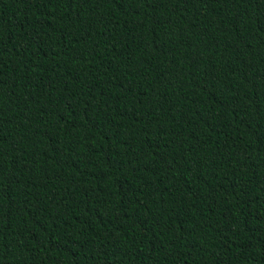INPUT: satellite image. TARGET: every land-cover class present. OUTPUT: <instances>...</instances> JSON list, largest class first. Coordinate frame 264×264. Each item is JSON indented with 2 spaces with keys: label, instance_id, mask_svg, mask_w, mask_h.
Here are the masks:
<instances>
[{
  "label": "trees",
  "instance_id": "trees-1",
  "mask_svg": "<svg viewBox=\"0 0 264 264\" xmlns=\"http://www.w3.org/2000/svg\"><path fill=\"white\" fill-rule=\"evenodd\" d=\"M0 264H264V0H0Z\"/></svg>",
  "mask_w": 264,
  "mask_h": 264
}]
</instances>
